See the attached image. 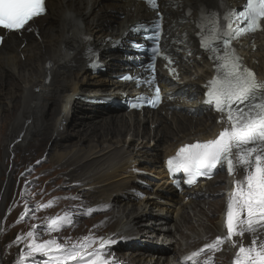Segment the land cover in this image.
I'll use <instances>...</instances> for the list:
<instances>
[{
    "label": "bare ground",
    "instance_id": "6f19581e",
    "mask_svg": "<svg viewBox=\"0 0 264 264\" xmlns=\"http://www.w3.org/2000/svg\"><path fill=\"white\" fill-rule=\"evenodd\" d=\"M238 3L158 0V7L152 9L141 0H46L48 14L35 21L33 32L0 30L4 36L0 48V212L6 214L7 202L18 190L15 174L19 167L30 163L31 154L36 160L50 150L51 171L62 172L63 178L75 183L74 199L87 196L91 200L84 207L90 213L71 211L67 206L74 214L69 224L72 229L81 228L83 219L102 212L93 228L79 231L80 236L111 239L118 244L115 249L122 250L134 242L131 249L136 252L121 254L109 247L107 254L115 252L109 264H180L175 261L182 251L177 246L192 242L187 230L198 236L222 232L223 202L238 177L225 171L223 179L195 188L181 184L178 189L169 178L167 161L184 145L213 139L222 130L219 114L205 104V86L215 78L216 64L201 47V38L206 37L200 25L210 11ZM158 14L163 16L162 54L171 57L176 69L172 74L164 66L167 61L162 57L157 61L155 84L164 95L162 106L154 111L129 112L120 106L94 107L82 100L80 96L115 101L135 92L154 93L146 84L120 78L125 73L142 80L149 77L147 57L133 53L128 43L140 36L131 34L129 28L138 22L148 23ZM36 29L39 36L34 34ZM85 35L90 39H82ZM89 46L94 50L92 57L86 54ZM235 49L264 81V28L236 42ZM91 62L101 69H88ZM71 136L88 146L73 144L75 150L63 153L70 150L64 143ZM22 151L26 154L20 155V161ZM48 159L46 156L45 161ZM21 175L18 172L25 181ZM145 175L149 178L142 177ZM61 202L48 205L67 203ZM85 224L90 225L88 221ZM180 237V243L163 246V250L152 247L157 253L138 254L141 244L155 246ZM245 239L249 243L247 235L243 243ZM92 246L99 248L100 243ZM161 252L164 254L157 258ZM193 253L190 251L191 256ZM21 259L33 264L31 258Z\"/></svg>",
    "mask_w": 264,
    "mask_h": 264
},
{
    "label": "snow or ice",
    "instance_id": "6c2138e0",
    "mask_svg": "<svg viewBox=\"0 0 264 264\" xmlns=\"http://www.w3.org/2000/svg\"><path fill=\"white\" fill-rule=\"evenodd\" d=\"M222 2V0H221ZM152 9L158 7L157 0H146ZM229 12H232L229 9ZM47 14L46 0H0V30L21 33L34 31L33 24L37 18ZM236 26L226 24V31L214 28L210 34L212 43L201 38V47L210 51V57L216 63V76L205 86L207 99L205 104L219 114L222 130L217 136L205 142H195L184 145L168 159L167 165L173 173H183L186 183L193 185L198 177H211L218 171L226 170L229 175L238 177L234 180L226 210L227 235L218 237L212 245H206L207 250H219L225 241H232L233 246L239 244L234 264H264V81L257 78L256 73L248 68L237 54L233 42L248 33H254L264 28V0H246L243 11H235ZM163 16L151 22V27L137 25L131 30L145 33L146 38L153 42L150 63L145 70L150 73L141 82L154 89V95L136 97L132 108L147 102L152 107L162 102L161 89L155 84V63L158 57L167 61L164 65L172 74L176 69L167 54H162L160 47L161 21ZM32 22V23H30ZM39 36L38 29L34 32ZM4 39L0 35V42ZM85 41L88 36H83ZM142 49L143 45H135ZM86 54L94 55L89 46ZM123 80L134 79L130 75ZM179 186V181L178 185ZM27 206L21 214V220L30 212ZM71 223L68 215L53 219L48 225L49 231H58ZM249 243H243L245 236ZM38 235L28 231L26 236H18L16 243L27 249L26 256L33 264H109L105 258L107 249L116 241L98 238L100 247L92 249L97 241L85 238L84 243H58L56 239L38 242ZM92 249L91 251H88ZM205 251L204 249L201 252ZM198 253H193L189 262L197 260ZM17 264H24L23 260ZM211 264V262H207Z\"/></svg>",
    "mask_w": 264,
    "mask_h": 264
},
{
    "label": "rangeland",
    "instance_id": "374dc122",
    "mask_svg": "<svg viewBox=\"0 0 264 264\" xmlns=\"http://www.w3.org/2000/svg\"><path fill=\"white\" fill-rule=\"evenodd\" d=\"M67 124H66V126H67ZM0 126H1V124H0ZM70 133L73 134L72 131H70ZM20 141H21V139H20ZM64 144L69 146L70 150L63 151V153H67L69 151L75 150L73 148L74 145H76L78 147H82V146L87 147L88 146V142L80 143L79 139L76 136H71V139L69 141L65 142ZM48 147L49 148L51 147V143H49ZM22 152L23 153L20 152L21 154H18L19 157H20V155H21V157L25 156L26 152H24V151H22ZM48 152H50V150H47L44 158L42 157V158L38 159L39 158V156H38V157H36L37 158L36 160L32 159L33 155L31 154L30 155V158H31L30 163L27 162L24 165L22 164L19 167L18 172H20L22 174L21 175L22 177H26V180L24 183L21 182L22 178H20L18 176V172L15 174V181L18 182V188L19 189L22 188V190L26 189L29 192V194H24L23 197H26L27 200L31 203V205H34V203L36 201L43 202V204H44L43 207L46 209L45 215H47L49 219H56L57 217H62V215H60V212L64 209L65 205H62V204L61 205L60 204L48 205L50 202H56V201H58V202L62 201L61 203L66 201L68 203V206L70 207L71 211H73V210L79 211V212L84 211V212L90 213V210H84L85 209L84 207L89 205V203L91 202L89 197L85 196L86 197L85 198L84 196H82L81 199H76V198L74 199L73 194H75V192H73L74 191L73 188L75 187L74 186L75 183L70 182L71 180L67 177L63 178L62 172H57L55 170L51 171V170H53V168L51 166L52 162H50L51 156H48ZM51 152H53V151H51ZM53 154L54 153H52V155ZM14 155L15 154L12 155V159L10 160V162H12L13 159L15 158ZM54 155H53V158H55ZM46 156L49 158L47 161H45ZM21 157L19 158L20 161L22 160ZM32 160H34L33 163H31ZM31 164H32L33 168H31L30 170H32V171L29 172L30 170H26V169H29ZM48 172H50L52 175L49 174ZM142 177L149 178V175H145ZM22 181H24V179H22ZM1 185H2V178H0V190H1ZM12 189L13 188H11V191H12ZM11 191H10V193H11ZM10 193H9V195H10ZM22 201L23 200L21 199L17 202V206H15L13 208V213L11 215H9L10 219H13L14 217L19 215L20 211L22 210V207H21ZM10 202H11V200H9L7 202V205H6L7 207L10 206ZM5 215L6 214L3 211L0 212V217H2V219L0 220L2 222L0 224L2 234H3V228H4V226L2 224H3V221H5L3 216H5ZM102 215H103L102 212H95L91 216L83 219L79 224V225H82L81 228H79L77 226L75 228V231H85L86 229L93 228V226H92L93 223H96L97 221H99L100 218H98V217H101ZM41 216L42 215H40V217ZM69 216L74 217V214L71 213V214H69ZM85 221H88L90 225L86 226ZM6 224H8V223L6 222ZM66 225H68V224H66ZM100 226H101V223H99V227ZM72 227L73 226H67L62 232L64 233L66 231H70V229H72ZM94 227H96V226H94ZM108 227L111 229L112 226L110 225ZM105 229H108V228L105 227ZM2 234H1L0 239L2 238ZM70 237L74 238L72 235H66L65 236V238H70ZM89 238H91V236H89ZM98 238H101V237H98ZM98 238H95L97 242H99ZM146 239H148V238H146ZM153 241L154 240H150V239L146 240L147 243L150 242L149 244H154V243H152ZM133 243L134 242H132V244ZM2 244L3 243L0 242V245H2ZM130 249H131L130 247L125 245L124 252H129ZM141 249H143L142 244H141ZM114 251L122 254V249L120 247H118ZM136 251H137V249L133 250V252H136ZM5 252L7 253L8 251H5ZM1 264H2V262H1Z\"/></svg>",
    "mask_w": 264,
    "mask_h": 264
},
{
    "label": "clouds",
    "instance_id": "9594fccd",
    "mask_svg": "<svg viewBox=\"0 0 264 264\" xmlns=\"http://www.w3.org/2000/svg\"><path fill=\"white\" fill-rule=\"evenodd\" d=\"M31 168H33L32 164L30 165L29 170ZM24 194H29V192L26 189L22 190V188H18L10 198V206H6L4 209L7 212L3 218L8 224H6L5 221H3L2 224L4 226L2 238L0 239V242L3 243L0 245V261L2 264H17L18 261L22 260L21 258L29 261V258L26 256L27 249L24 245L16 243L17 237L26 236L28 231H34L38 235V242L46 241L48 239H56L59 243L65 242L68 244L69 242V238H65L66 235L63 233L61 234L59 232L52 235L45 229L53 219H49L48 216L45 215L46 209L43 207L44 204L40 205V201H36L34 205H31L27 198L22 197ZM21 199L27 203L21 206L22 211L18 216L10 219L9 215L13 213V208L17 206V202ZM26 206L30 209H36V211L30 212L23 220H21V214L25 211ZM40 207H42L43 211L39 212L38 208ZM41 213H43V215L40 217ZM30 217H33L34 220H29ZM1 219L2 217H0V220ZM5 251L8 252L6 253ZM24 264L29 263L24 262Z\"/></svg>",
    "mask_w": 264,
    "mask_h": 264
},
{
    "label": "water",
    "instance_id": "95a60500",
    "mask_svg": "<svg viewBox=\"0 0 264 264\" xmlns=\"http://www.w3.org/2000/svg\"><path fill=\"white\" fill-rule=\"evenodd\" d=\"M98 107H102V106H98ZM38 211L40 212V211H43V209H42V207H40V208H38ZM67 232V231H66ZM65 233V232H64ZM80 235V233H79V231H77L76 233H74L73 232V235ZM81 235H83V234H81ZM110 249L113 251L114 249H115V245H110ZM113 253H115V252H113ZM105 258L106 259H109V263L111 262V258L109 257V255L107 254V255H105Z\"/></svg>",
    "mask_w": 264,
    "mask_h": 264
},
{
    "label": "flooded vegetation",
    "instance_id": "af4514ba",
    "mask_svg": "<svg viewBox=\"0 0 264 264\" xmlns=\"http://www.w3.org/2000/svg\"><path fill=\"white\" fill-rule=\"evenodd\" d=\"M152 247H154V246H145V245H143V248H144V253L146 252V251H150V250H152V252H154V253H157L158 251H153V248ZM141 251H143V249H141ZM140 251V252H141ZM132 252H133V250H132ZM164 253L163 252H161L160 254H157L156 256H157V258L159 257V255H163Z\"/></svg>",
    "mask_w": 264,
    "mask_h": 264
}]
</instances>
